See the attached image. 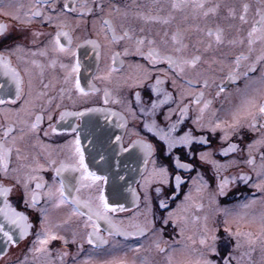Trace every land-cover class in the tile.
Segmentation results:
<instances>
[{
    "label": "snow or ice",
    "instance_id": "obj_1",
    "mask_svg": "<svg viewBox=\"0 0 264 264\" xmlns=\"http://www.w3.org/2000/svg\"><path fill=\"white\" fill-rule=\"evenodd\" d=\"M24 7L17 5L15 12L0 7V14L10 17L18 26L17 36L13 37L12 27L0 23V80H3L0 83V117H3V123H0V242L5 245L0 252H7L8 245L17 246L29 236L30 229L33 228L26 211H18L10 203V194L15 192L22 195L26 210L31 209L40 214V228L19 264H29V254L35 261L49 256L48 246L52 241L60 240L66 245L69 241L60 234V229L70 230L72 243L79 241L81 249L84 243L93 248L107 245L109 239L106 237L113 238L114 248L121 246L116 237H123L125 241L129 237L148 238L150 244L147 249H144L143 244H138L134 251L140 252L144 249L166 254V264H219L212 259L213 256H220L217 247L219 229L210 223L209 214L202 218H191L193 223L202 220L198 231L199 248L184 243L187 240L191 245L197 244L193 236H185L192 194L191 191L185 193L183 200L170 208V203L175 199L184 180L178 172L173 177L167 165L157 166L153 144L136 133L137 139L132 140L125 148L121 143L122 137L115 136V143L120 145L117 155L135 152L142 158L141 180L137 182L139 190L131 185L127 189L131 195V208H128L124 203L110 202L104 187L107 177L89 169L85 162L81 136L86 134L93 137L92 143L95 144L97 115L107 122L114 121L115 126L120 129L126 127L129 116L135 118L136 111L131 102L121 95L125 89L134 90L132 95L141 115L155 116L161 106L174 99L173 93L164 87L170 73L172 87L178 89V106L188 97L189 104L198 106L199 114L193 120L198 130L207 129L214 134L219 130L222 132L221 141H228L247 121L246 126L249 129L260 132V129H264V122L258 120V117L264 118V0H258L254 11L252 4L247 2L240 5L241 10L238 11L235 4L227 3L226 0H171L170 10L163 16L159 14L163 11L162 5L157 6L156 14H153L151 6L121 7L116 3L106 6L104 0H31L27 11L21 14L20 9ZM144 7L149 10L143 11ZM133 8L137 10L133 11ZM177 12L184 14L183 21L191 20L193 23L188 27L177 24L170 34L165 28L162 35L157 32L155 36L150 31L146 33L144 27H136L137 21L170 25L176 19ZM87 17H93V35L81 39L76 33L81 23L87 22ZM210 18L215 21L214 27L209 26ZM34 24L39 27L34 28ZM45 25L49 31L41 30ZM245 25L248 26L246 29ZM193 34H198V38L195 43L190 44L188 41ZM83 46L91 47L96 61V74L88 80L86 86L82 85L79 76L83 65L78 57V50ZM208 52L214 53L211 61L204 59V54ZM38 56L44 58L46 63L35 59ZM127 57H139L146 64L140 60L126 61ZM102 58L110 61L103 68L100 66ZM201 63L207 67L201 68ZM160 64H166L167 68H157ZM57 65L63 72V86L58 92L59 101L57 97L49 95L47 90L50 85L42 79L41 87H37V73L34 71L39 69V76L43 77L46 67L54 69ZM258 69L259 75H255ZM153 70L163 73V76L156 75L153 80ZM97 81L103 86H97ZM229 83L235 85L231 92L227 90ZM144 88H147L152 97H156L151 99L147 107L143 105L141 92L136 90ZM213 88L216 89L214 96L210 91L206 94V90ZM101 93L103 106L84 107L79 111L62 107L65 97L75 104L76 99H86ZM221 96L230 105L226 111L230 121L219 119L218 110L212 109L214 101ZM53 103L55 108L52 107ZM223 103L224 100L221 101L222 105ZM110 104L121 106V110L108 107ZM189 104L179 107V119L169 125L167 132L157 129L154 119L151 124L145 121V129L164 143L165 156L171 155L177 147H185L192 154L191 145L194 142L208 144L206 137L194 136L191 130L180 136L171 135L187 116ZM57 111L58 115H55ZM173 111L174 109H169L165 114L166 120L170 119ZM206 112H211V115L205 123ZM45 116L49 122L47 128L42 127ZM85 117L88 119L85 120ZM69 118L76 122H71ZM50 132L75 134L74 139L57 146L66 150L68 159L73 163H66L63 159L58 161L56 157L59 154H54L53 146L41 140V133L43 137H49ZM36 146L42 149L43 163L40 162V154L31 151ZM257 146H264V132L247 145L248 158L243 163L256 175L258 182L251 186L264 191V152L260 153L259 165L252 155ZM238 150V144L229 143L226 148L220 149V155L227 156ZM211 156V152L199 153V159L211 163L219 173L226 166L211 159ZM149 161L152 164L150 170L147 167ZM173 163L177 169H193L191 163L181 162L178 156L173 157ZM238 163L239 161L232 160L228 165L236 166ZM69 168L80 172L75 195L72 187L62 177V173ZM47 170L54 173L51 184L39 175ZM57 177H61L58 185ZM251 179V175L243 171L231 178L221 179L217 175V191L207 193V199L211 204H216L217 196L225 195V189L230 183L236 180L248 183ZM101 181L104 184L99 183ZM173 181L174 190L171 195L165 194V187ZM197 182V193L207 189L208 185L199 172L193 177V183ZM153 185L159 208L167 210L162 218L163 224L167 225L171 221L178 230L179 239H164L163 229L156 227L159 218L154 212L153 197L149 193V188ZM81 188L89 189L86 198H81L78 194ZM112 195L119 198L123 193L117 188ZM41 203L44 206H40ZM255 203L253 199L240 207L248 209ZM66 205H71V211L64 219L57 220L53 214ZM195 207L199 211L204 206L197 203ZM217 211L224 213V232L235 240L231 250L222 257V264H256L252 257L257 245L261 253L259 264H264V212L258 217L252 214V218L246 220L247 214L237 213L236 219H229L232 213L228 209L218 208ZM118 212H132L127 217V225L123 220L114 218V214ZM74 219L81 223H74ZM257 222L259 232L255 236L252 232L241 229L243 223ZM233 223L237 225L235 231L231 227ZM68 255L67 251L59 253L61 260ZM84 264H89V261ZM100 264H135V261L130 262L125 255L113 257ZM141 264L153 262L145 257Z\"/></svg>",
    "mask_w": 264,
    "mask_h": 264
},
{
    "label": "flooded vegetation",
    "instance_id": "obj_2",
    "mask_svg": "<svg viewBox=\"0 0 264 264\" xmlns=\"http://www.w3.org/2000/svg\"><path fill=\"white\" fill-rule=\"evenodd\" d=\"M31 2V0H0V7H4L7 11H16L17 5H24V8L20 9V13L23 14V12L27 11V5ZM62 2V0H61ZM214 2V0H213ZM227 3L235 4L238 11L240 9V5L247 2L252 4L253 8L252 10H255V7L257 5L258 0H226ZM105 5L107 6L109 3H116L119 4L121 7H124L125 5L132 7L133 5H145V6H151L153 14L155 13V8L159 5L163 6V11H161L160 15H166L168 13L169 5L171 3V0H104ZM11 5V8H8L7 6ZM137 10L136 8H133V11ZM143 11H148V7H144L142 9ZM183 13H175L176 19L170 24V25H162L155 22H148L144 23L143 21H137L136 27H144L145 32L148 33L151 32L152 35H156L157 32H160V34H163V31L165 28L168 29L169 34L172 30L179 24L182 27H188L191 23H193L191 20L185 22L182 20ZM92 19L93 17H87L86 23H81L80 28L77 30L76 35H79L81 39L92 36L93 35V26H92ZM238 22V21H237ZM0 23H6L9 24L12 27V35L13 37L17 36L16 28L18 27L16 25V22L14 20H11L10 17L5 16L3 14H0ZM203 24V21H201ZM209 26L214 27L215 21H213L211 18L209 20ZM34 28L39 27V25H33ZM245 29L248 27L247 25L244 26ZM43 31H49L47 26L45 25ZM159 38V37H157ZM198 38V34H193L191 40L188 41V43L192 44L195 43L196 39ZM44 39L43 37L41 38ZM10 41H5V43H9ZM2 46V45H0ZM119 50V49H118ZM214 53L208 52L204 54V59L211 61L213 58ZM218 55V54H216ZM78 57L83 65V68L79 74L80 80L82 85L86 86L88 80L92 79L93 75L96 74V61L95 56L92 52L91 47L89 46H83L78 50ZM35 59L40 60L42 63H46L45 59L42 57H35ZM64 59V58H62ZM126 61L129 59L133 60H140L139 57H127L125 58ZM65 62H68L67 59H65ZM110 61L106 58H102L100 62V66L103 68L106 63H109ZM141 63H145V61L140 60ZM201 68L207 67V65L201 63ZM215 67V66H213ZM157 68H167L166 64H160L157 65ZM34 71L37 73L36 77V84L37 87H41L40 80L42 79L44 83H47L50 85V88L47 90L49 95L57 97V101H59V89L62 87V77L63 72L59 68V65H57L56 68H45L43 77L39 76V69H34ZM156 75L163 76V73L158 72L156 70H153V80L155 79ZM255 75H259V69L255 73ZM0 83H3V80H0ZM97 86L102 87L103 85L100 84L99 81L96 82ZM179 83V81H178ZM219 83V81H217ZM242 84V82H241ZM164 87L173 93L174 99L167 104L161 106L157 111L155 116H144L141 115L139 112V108L136 105V101L134 96L132 95V92L134 90L132 89H125L121 95L126 96L127 99L131 102L133 109L136 111L135 118H132L131 116L128 117L127 125L125 128L120 129L114 126L116 131V136L119 135L122 137V145L123 147H128L129 143L132 140L137 139L136 133L139 134L140 137L146 139L149 143L153 144L155 147V160L157 162V166L160 165H167L169 168L170 173H172L173 177L178 172L182 179L184 180V183L181 185L179 192L177 193L175 199H173L170 203V208H174L177 203L183 200L185 193L189 192L191 187L195 185L193 183V177L197 176V173L199 172L200 175L203 177L204 181L207 183L208 187L207 189L202 190V193H200L199 197L200 200L195 201L192 203L193 199L195 197L196 193L193 191L192 194V200L189 202L190 209H189V216L190 219L192 217H203L205 214H209L211 219L210 223L215 224L218 226V232L217 235L220 237L219 241L217 242V247L220 252V256H213L212 259H215L219 262V264H222V257L226 255L232 248V245L235 243V240L228 236L227 233L224 232V220L225 216L223 212L217 211V209H228L230 212H232V209L236 207V203L238 201H241L240 199L244 200L247 195H250L251 197L257 199V196L261 195L264 191H260L256 188H253L251 184L257 183V178L255 173L251 172L250 167L243 163L244 160L248 158V152H247V145L251 143L253 140L257 139L261 132H264V129H260V132H254L251 129H249L245 122V126L242 127L237 134H233L228 141H221L220 137L222 135V132L217 130V132L214 134L211 131H208L207 129H200L198 130L196 126L193 124V120L195 117L199 114L198 112V106L189 104L190 97L185 98L182 103L178 106L179 96L177 95L178 89H174L172 87L171 82V73L169 74V78L166 80V83ZM235 85H232L229 83L227 85V90L231 92L234 89ZM141 92L142 102L144 106H148L150 104L151 99H156V97H152L150 93L148 92L147 88L144 89H136ZM210 91V94L212 96L215 95L216 89L213 88L211 90H206V94ZM224 100L223 105L221 104V101ZM183 104H189V111L187 116L184 118V120L177 125L176 130L171 133L172 136H180L183 135L186 131L191 130L192 134L194 136H204L208 140V144L203 143H193L191 145V153H189V150L185 147H177L173 149L171 155L165 156L164 155V149L165 145L162 141H160L156 135H154L152 132H148L145 127V121L151 124L152 120L154 119L156 121V128L162 129L164 132H167L168 127L170 124L175 123L179 119V107H182ZM93 106H103V100H102V93L99 95H94L86 99H76L75 104H73V101L68 100L66 97L62 101V107H67L69 110H75L79 111L84 107H93ZM53 108H55V103L52 105ZM108 107L114 108L116 110H121V106L119 105H108ZM230 105L228 104L227 100L224 99L223 96H221L219 99H216L212 105V109L218 110L217 116L219 119H228L230 121V117L226 115V111L229 109ZM169 109H174V111L171 113L170 119H165V114L168 113ZM55 115H58V111L55 113ZM211 112L205 113V123L207 122L208 118L210 117ZM71 122L75 123L76 121L73 118H69ZM258 120L260 122H264V118L258 117ZM104 122V120H101V122L98 121L99 125H102L101 123ZM107 124L110 122L105 121ZM114 122V121H113ZM0 123H3V117H0ZM48 121L45 116L44 124L42 125L43 128H47ZM112 125V123H111ZM115 125V122H114ZM99 129L97 130V140L99 141V144H102L103 142H107L109 137L105 136L103 132H101V126H98ZM50 131V130H49ZM75 134H69L67 132H59L56 134H51L49 137H43L41 133V140L46 144H51L53 146V152L58 153L59 155L56 157L59 160L63 159L66 161V163H73L71 159H68V154L66 150H62L58 145H63L65 141L74 139ZM115 139V138H114ZM82 140V138H81ZM229 143H236L239 145V149L235 153H230L227 156L220 155V149L222 147H227ZM83 149V146H82ZM84 150V149H83ZM31 151L34 154H40L39 159L40 162H44V154L42 152V149L39 146H36L35 148L31 149ZM200 152H211L212 156L211 159L218 161L220 164L225 165L226 167L221 169L219 173L216 172V170L213 168V165L208 162H203L199 159V153ZM264 152V146H257L253 152L252 155L255 158V162L257 165L260 163V153ZM85 153V152H84ZM194 154V155H193ZM180 157L181 162H187L191 163L193 165V169L190 171H185L183 169H177L175 167V164L173 163V157ZM13 160H15V157L13 156ZM232 160L239 161L238 165L236 166H229L228 162ZM85 162L88 165L89 169L91 171L96 172L98 175L104 176L103 173L99 172L97 169L92 167L90 164H88L85 154ZM15 166V165H13ZM148 169L150 170L152 168L151 161H149L147 165ZM240 171H243L245 173H248L251 175L252 179L248 183H245L240 180H236L234 183H230L226 189V194L223 196H217L216 204H211L210 201L207 199V193L210 192H216L217 191V175L220 176L221 179L224 177H233L238 176ZM39 175L43 176L44 180L51 184L53 182V171L47 170L40 172ZM147 175V172L145 173ZM62 177L64 178L65 182L69 184L72 189L73 193L77 194L75 192V188L78 187V181L80 178V172L79 171H73L70 168L66 169L62 173ZM61 177H57L56 183L59 184V180ZM2 179V178H0ZM141 180V174L138 179V181ZM137 181V182H138ZM4 183H8V181H4ZM101 184H104L103 181L99 182ZM34 187V184H33ZM155 185L152 186V188H149V193L153 197V209L156 214V216L159 218L157 219L156 225L161 226L163 229V236L164 239H171L175 237L176 239H179V236L177 235L178 230L174 228L171 221L167 225L163 224V217L167 213V210H162L159 208L158 202L155 197L154 192ZM198 187V186H197ZM136 189L139 190V184L136 183ZM174 190V181L169 186L165 187V194L171 195L172 191ZM89 189L87 188H81L80 192L78 193L81 198H86L88 195ZM201 195H203V199H201ZM143 196V192H141V197ZM10 203L18 210V211H26V214L29 215V222L33 225V228L30 229V234L28 237H26L24 240L20 241L19 244L15 247H12L11 245L7 246V252H0V264H19V261H22L24 259L25 254L27 253V248L31 245L32 240L35 239V233L40 228V214L38 211H34L31 209H25L23 202H22V195L20 193H12L9 197ZM0 202H2V198H0ZM197 203L203 204V209L197 211L195 205ZM142 204V202H141ZM233 204V206H232ZM235 205V206H234ZM252 205L248 209L242 208L244 211H249L251 217L252 214H260L259 209H257L258 205ZM40 206H44L43 203H41ZM131 208V207H130ZM205 209V211H203ZM71 211V205L62 206L59 210H57L53 215L57 220L64 219L67 214ZM235 211V210H234ZM131 212H118L114 214V218L119 221L120 217L129 214ZM214 213V216L212 215ZM230 217V216H229ZM228 217V218H229ZM75 221V220H74ZM202 223V220L200 222L194 223L196 227V231H199V224ZM127 225V223H125ZM258 226V224H256ZM232 230L235 231L237 225L233 223L231 225ZM256 227L253 224H241L242 230H250L254 229ZM61 235H64L68 239V243L65 245L63 241L55 240L52 241L49 244L50 254L47 257H41L39 261L33 260L31 254H29V264H84L85 261H89V264H100V262L105 261L106 258L109 257V250L113 247L114 240L113 238L106 237L109 239V243L107 245H102L98 248H93L91 245H88L87 243L83 244V248L81 249L79 246V241L77 243H72V235L71 231L64 229L59 230ZM104 233H102L103 235ZM197 240V244L191 245L190 241L185 240L184 243H188L191 247L199 248L198 239L196 237H193ZM116 240H119L121 242V246L116 247V252L120 253L119 257H125L131 262L135 261V264H141V261L147 257L150 261L153 262V264H166V254H159L155 251L148 252L144 249H147L149 247L150 241L148 238H133L129 237L126 241L123 237H116ZM0 241H2V238H0ZM138 244H143L144 249H142L140 252H135L134 249ZM179 247V246H178ZM5 245L0 242V250L4 249ZM62 251H67L69 255L67 257H64L63 260L60 259L59 253ZM257 251V247H256ZM258 252V251H257ZM75 257V259L73 258ZM177 257H179V254H177Z\"/></svg>",
    "mask_w": 264,
    "mask_h": 264
},
{
    "label": "water",
    "instance_id": "obj_3",
    "mask_svg": "<svg viewBox=\"0 0 264 264\" xmlns=\"http://www.w3.org/2000/svg\"><path fill=\"white\" fill-rule=\"evenodd\" d=\"M84 119L87 120L88 117ZM95 120L101 122V120L104 119L102 116L97 115ZM101 124L102 125H97V130L99 129L98 126L102 127L101 132L109 137L107 142L99 144L97 140V130L95 132V144L92 143L93 137L86 134H82L81 136L87 162L107 177V183L104 184V187L106 188L110 202L124 203L130 208L131 195L127 189L130 185L136 188V183L141 174L142 158H139L138 154L135 152L117 155L120 145L115 143L114 138L117 130L114 128V122L107 124L104 120ZM101 157H103V159H101ZM117 188L123 193L122 197L117 198L112 195L114 189Z\"/></svg>",
    "mask_w": 264,
    "mask_h": 264
},
{
    "label": "rangeland",
    "instance_id": "obj_4",
    "mask_svg": "<svg viewBox=\"0 0 264 264\" xmlns=\"http://www.w3.org/2000/svg\"><path fill=\"white\" fill-rule=\"evenodd\" d=\"M197 186H199V182L195 183V185H194L193 187H191V189L189 190V191H191L192 193H193V191H194V192L196 193L195 196H197V194H198V196L195 197V198L193 199L192 203H194L195 201L200 200V197H199L200 193H197V192H196V188H197ZM253 199H255V201H256L255 204L258 205L257 209H259V212H264V192H263V193H261V195L257 196V199H256V197L253 198V197H251L250 195H247V197H246L244 200L240 199L241 201H238V202L235 204L236 207L232 209V212H231L232 215L229 217V219H236V218H237V217H236V214L239 213V214H241V215L247 214V215L245 216V219H246V220H250L252 217H251L249 211L247 212V211L242 210V207H240V205H242V204H244V203H248L250 200H253ZM235 205H234V206H235ZM253 205H254V204H253ZM256 205H255V206H256ZM232 206H233V204H232ZM141 207H143V202H142V204H141ZM234 210H235V211H234ZM203 211H205V209H204ZM166 214H167V213H166ZM166 214H165V215H166ZM131 215H132V212L129 213V214H126V215H124V216H122V217H120L119 221H120V220H123L124 223H128V221H127V217H129V216H131ZM188 215H189V214H188ZM255 215H256L257 217L259 216L258 214H255ZM74 220H75V219H74ZM74 223H81V221H74ZM246 224H247V223H246ZM252 224L256 226V227H254V229H252V231H250V230H248V229L243 230V231H249V232H252L253 235L255 236V235L259 232V223L257 222V223H252ZM256 224H258V226H257ZM156 227H157V228H161V226H159V225H156ZM189 235H191V236H193V237H196V238H199L198 231H196V227H195L194 223L191 221L190 216H189L188 230L186 231L185 236L187 237V236H189ZM256 247H257V251H258V252L255 251V253L253 254L252 259L256 262V264H259V262H260V260H261V253H260L259 245H257ZM109 253H110V254H109V257H110V258H106V260H110V259H112L113 257H119V255H120V253L116 252V249H114L113 247L110 248ZM236 254L239 255V252H237Z\"/></svg>",
    "mask_w": 264,
    "mask_h": 264
}]
</instances>
